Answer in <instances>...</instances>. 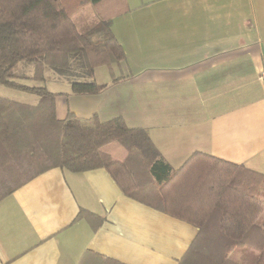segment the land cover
<instances>
[{"label":"crops","instance_id":"obj_1","mask_svg":"<svg viewBox=\"0 0 264 264\" xmlns=\"http://www.w3.org/2000/svg\"><path fill=\"white\" fill-rule=\"evenodd\" d=\"M126 1L130 10L109 20L126 60L106 66L107 81L95 69L101 92L76 94L71 83L55 91L58 118L121 116L174 169L202 152L264 176V0ZM112 145L103 149L124 160ZM82 208L103 218L97 229L77 219ZM257 221L264 226V210ZM197 233L125 195L103 167H53L0 200V264H79L86 250L123 264H178ZM257 253L236 248L230 257L252 264Z\"/></svg>","mask_w":264,"mask_h":264},{"label":"trees","instance_id":"obj_2","mask_svg":"<svg viewBox=\"0 0 264 264\" xmlns=\"http://www.w3.org/2000/svg\"><path fill=\"white\" fill-rule=\"evenodd\" d=\"M88 2L98 22L81 31L73 14ZM129 10L126 0H0V84L39 96L35 104L0 96V200L53 167H103L125 195L198 228L178 264H238L230 253L243 247L258 249L252 264H264L262 174L202 152L174 169L144 128L121 116L97 124L69 111L59 119L55 92L19 81L28 77L15 69L26 61L33 65L29 78L45 81L50 68L68 77L73 93L101 92L106 84L95 80V69L126 60L109 20ZM78 76L88 80L72 79ZM111 142L124 146V160L103 149ZM81 218L94 229L103 221L84 208ZM79 264L123 263L86 250Z\"/></svg>","mask_w":264,"mask_h":264},{"label":"rangeland","instance_id":"obj_3","mask_svg":"<svg viewBox=\"0 0 264 264\" xmlns=\"http://www.w3.org/2000/svg\"><path fill=\"white\" fill-rule=\"evenodd\" d=\"M90 6H91L90 4L87 5V3H86L82 8H80L78 11H76L73 14V19L79 25V28L81 31H85L86 29H88V27H91L94 24V21L96 20V17L92 16L91 12L89 11ZM114 66H116V65H114ZM115 68H117V67H115ZM77 70H79V69L77 68ZM15 71L18 74H23L24 76L28 77V78H21L19 80L20 82L25 83V84H29V85H34V86H44L45 85L50 91H53V92L65 90L66 88H68L70 86V83H71L70 80L68 79V77H66L64 75L61 76L56 71H54L53 69H50V68H48L46 70V80L45 81H37V80H34L32 78H29L33 73V65L31 62H26V61L20 62L18 64V66L16 67ZM116 72L119 73L117 69H116ZM55 74H58L59 76H57ZM96 77L100 81H103V80L107 81L109 79L107 67L102 66V67L98 68L97 73H96ZM72 79L78 80V81L88 80V78L79 77V76L72 78ZM0 96L8 97V98H11L13 100L26 102V103H36L39 100V96L35 93L20 90V89L14 88V87H9V86H6L4 84H0ZM108 149L110 151L112 149L115 157H116V155H118V151H124L125 153H127L124 146H122L119 142H113V145ZM30 170L31 169H29L28 171H30ZM26 173H28V172H26ZM261 185H260V187H261ZM259 188H258L257 194L259 196H263L264 194L260 193Z\"/></svg>","mask_w":264,"mask_h":264},{"label":"built area","instance_id":"obj_4","mask_svg":"<svg viewBox=\"0 0 264 264\" xmlns=\"http://www.w3.org/2000/svg\"><path fill=\"white\" fill-rule=\"evenodd\" d=\"M264 77V76H263Z\"/></svg>","mask_w":264,"mask_h":264}]
</instances>
